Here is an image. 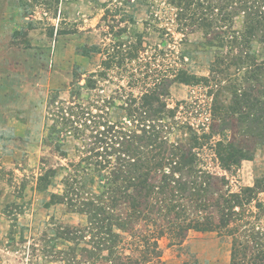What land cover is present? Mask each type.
Instances as JSON below:
<instances>
[{
	"label": "rangeland",
	"instance_id": "rangeland-1",
	"mask_svg": "<svg viewBox=\"0 0 264 264\" xmlns=\"http://www.w3.org/2000/svg\"><path fill=\"white\" fill-rule=\"evenodd\" d=\"M202 1L217 6L208 14L219 32L212 45L199 26L205 10L195 3L0 0V264H70L75 243L95 244L88 215L65 197L74 178L102 190L103 173L86 160L91 136L102 119L124 121L133 98L185 71L199 79L169 88L166 102L175 110V119H166L169 139L199 138L201 167L225 177V188L240 194L243 206L226 228L234 232L191 230L182 243L159 237L161 256L143 264H231L234 240L264 244V139L249 141L252 159L226 169L216 143L232 131L210 133L236 94L247 90L251 101H264V29L251 38L244 13L235 15L238 3ZM195 11L193 21L188 14ZM229 11L233 17L225 19ZM248 187L253 190L245 193ZM135 225L140 247L130 237L125 245L127 253L135 250L133 258L143 253L140 236L158 233L153 223ZM107 254L96 264H112Z\"/></svg>",
	"mask_w": 264,
	"mask_h": 264
},
{
	"label": "trees",
	"instance_id": "trees-1",
	"mask_svg": "<svg viewBox=\"0 0 264 264\" xmlns=\"http://www.w3.org/2000/svg\"><path fill=\"white\" fill-rule=\"evenodd\" d=\"M180 1L187 5L195 3L194 0ZM222 2L231 7L234 3L228 2L238 3L236 7L239 11L235 15L244 13L249 37L256 36L257 31L264 29V0ZM195 5L205 10L198 16L202 21L199 26L204 27L206 43L212 45L219 32L211 29L215 18H209L208 14L211 13L209 9L217 6L202 0L196 1ZM188 15L195 21L197 11ZM230 16L233 17L232 11L227 12L225 19ZM220 32H224L223 26ZM259 40L264 42V31ZM198 79L196 74L186 71L174 77L165 76L154 88L127 103L124 121L102 119L99 122L95 129L97 132L91 136L94 139L91 147H88L86 160L103 173L102 190H89L78 178H74L67 184L69 193L65 196L70 206L88 215V229L95 233L93 242H96L83 247L75 243L69 250L70 264H96L104 250L108 253L105 260L112 264H125L124 259L128 264L147 263L161 256L159 237L168 236L173 242L182 243L191 230L227 231L232 217L240 214L236 208L243 206V197L225 188V177L201 167L197 150L201 145L199 138L174 142L168 136L170 122L166 119H175V110L169 108L166 102L169 88L174 82L191 85ZM238 95H235L233 102L235 106H224L226 113L221 114V122L211 125L212 136L232 131L231 136L227 135L216 143L217 156L226 169L252 159L255 151L250 150L249 141L256 145L264 139V101L261 98L251 101L254 94L247 90L241 92L240 97ZM246 106L254 112H242ZM203 137L210 138L206 135ZM46 179L47 175L43 180ZM252 190L248 187L245 193ZM141 221L147 225L153 223L158 233L154 231L151 238L140 236L143 253L133 258L135 250L127 253L126 249L130 248L125 245L130 237L134 239L130 244H135L136 249L140 247L141 243H136L138 238L134 232L135 224ZM74 235H71V240H75ZM78 249L82 251L81 258ZM252 250L255 257L248 254ZM249 259H257L259 264H264V244L257 242V246L252 248L250 244L234 240L231 264L255 263L249 262Z\"/></svg>",
	"mask_w": 264,
	"mask_h": 264
}]
</instances>
